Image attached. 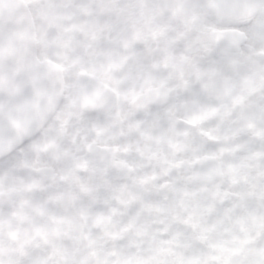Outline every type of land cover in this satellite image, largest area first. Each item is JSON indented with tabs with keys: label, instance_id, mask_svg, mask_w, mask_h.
<instances>
[{
	"label": "clouds",
	"instance_id": "clouds-1",
	"mask_svg": "<svg viewBox=\"0 0 264 264\" xmlns=\"http://www.w3.org/2000/svg\"><path fill=\"white\" fill-rule=\"evenodd\" d=\"M0 264H264V0H0Z\"/></svg>",
	"mask_w": 264,
	"mask_h": 264
}]
</instances>
